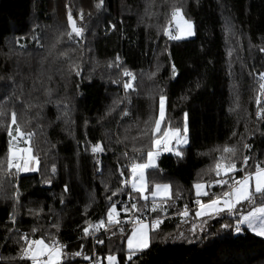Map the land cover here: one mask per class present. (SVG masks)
Returning a JSON list of instances; mask_svg holds the SVG:
<instances>
[{
  "label": "trees",
  "instance_id": "16d2710c",
  "mask_svg": "<svg viewBox=\"0 0 264 264\" xmlns=\"http://www.w3.org/2000/svg\"><path fill=\"white\" fill-rule=\"evenodd\" d=\"M172 2L104 0L98 10V0H0V108L6 112L0 123V264H31L19 259L24 234L66 245L62 264H94L96 257L108 264L110 254L118 264H264V238L245 226L240 234L221 229L235 224L227 214L196 217L193 187L218 179L214 165L225 146L236 148L238 168L245 155L250 157L247 172L264 167V119L256 115L264 108L258 78L264 72V52L259 51L264 47V0H180L196 28L195 36L181 40L163 34L170 27ZM69 10L84 28L82 39L67 35ZM109 22L117 31L108 30ZM117 54L121 68H109ZM74 64L80 76L70 71ZM124 68L136 76L135 91L129 90L127 97ZM46 88L52 90L50 97ZM161 93L167 97L162 127L182 129L187 113L190 142L178 147L182 155L161 154L156 167L145 171L150 188L171 183V197L144 200L129 186L130 165L144 162L151 150ZM13 111L22 131L33 133L29 144L38 157L36 171L7 168V125ZM97 141L105 150L94 156L91 144ZM245 143L252 145L250 150ZM29 144L21 141L19 146ZM244 173L237 172L236 178ZM49 178L50 186L45 183ZM65 184L69 192L62 204ZM226 190L227 185H213L203 198ZM113 191L117 195L109 201ZM133 203L138 210L132 213L141 220L156 218L150 211L153 203L167 211L160 213L164 222L159 235L151 234L150 247L128 261L125 239L132 226L123 223L121 210ZM112 204L119 211V225L107 223ZM185 205L186 222L178 215ZM251 207L242 202L237 210ZM101 220L107 231L85 237L82 229ZM57 223L58 229L53 227ZM33 228L38 230L32 233ZM96 238L104 243L97 244ZM77 251L80 256L72 255Z\"/></svg>",
  "mask_w": 264,
  "mask_h": 264
},
{
  "label": "snow or ice",
  "instance_id": "6c2138e0",
  "mask_svg": "<svg viewBox=\"0 0 264 264\" xmlns=\"http://www.w3.org/2000/svg\"><path fill=\"white\" fill-rule=\"evenodd\" d=\"M198 2V0H197ZM104 4V0H98V3L95 4V7L99 10ZM171 13L170 19H168L167 23L170 27L163 28V34L168 37L169 40H181L190 38L196 35L195 23L190 17H186V13L184 12V4L180 3V0H173L170 5ZM80 19L83 20V12L80 13ZM68 25L71 29L70 32L67 33L69 39L73 38V34L77 38H83L84 28L78 27L76 22L73 19V15L71 10H69L67 15ZM122 23V21H121ZM170 28L172 30H170ZM109 31H117V26L115 23L109 22L108 24ZM260 52H264V47L259 48ZM231 55V52L229 53ZM169 60L171 61V53H169ZM122 62L120 56L117 54L114 61L108 62L109 68H121ZM70 71L74 72L76 76H80L79 65L74 64L70 66ZM171 73L173 78H175L178 73L176 69L175 63H171ZM122 75L127 77L128 79L123 82V88L126 93V97L129 94V90L135 91L133 86V81L136 80L135 74L124 68L122 71ZM152 75H155L153 73ZM259 78V89L261 93H264V72H260L258 74ZM50 79V78H49ZM114 84L118 83V81H112ZM198 86V85H197ZM51 89H45V95L51 96ZM166 95L163 93L159 96V109L158 116L154 120V126L151 128V150L147 152V159L144 162H133L130 165V174L133 177L132 180V190L139 192L141 198L147 200L148 197L144 195L146 190V180H145V171L149 168L156 167V159L160 155V151H172V148L169 147L173 141L177 145H187L189 143V129L187 123V113H185V123L183 129L171 127L165 124L162 127V124L165 121V102ZM46 103H51V99L46 100ZM59 105V101H56ZM130 103V101H129ZM261 103L260 98L257 97V104ZM37 107H42V105L37 104L34 105ZM65 111H67V105H64ZM264 113V108H260L257 111L256 115L259 119H264L262 116ZM6 112L0 108V123L3 122V118L5 117ZM123 115L127 116L128 111L125 110ZM87 121H85V125H87ZM15 125V128L12 126ZM7 134L10 137L9 139V147H8V155H7V168L12 169L15 168L17 172H32L36 171L35 165L38 164V157L34 154L32 146L29 144L33 133H25L22 131L20 125L17 122V114L15 111L11 113V123L7 125ZM236 133H233L235 136ZM23 142L25 144H29L28 147H19V143ZM90 143V142H89ZM245 149H251L252 145L245 143ZM54 147V145H53ZM104 148L101 143L97 141L94 144H91V152L95 156L97 153H103ZM219 150V149H218ZM223 154L217 157L214 170L218 179L211 181L208 183L207 187L211 188L213 185H219L223 187L227 185L230 191H223L220 195H213L209 198L207 203L202 202L201 197L209 196V192L205 190L206 185L204 183H195V195L197 197L195 203L199 205L196 210V217H218L222 214H227L232 216L235 219V224H222L221 229H230L234 230V234H240L244 228L242 226L246 225L247 229L250 230L256 236L264 238V167L260 165L256 166V171L254 173H250L246 171V167L248 164V160L250 157L248 155L243 156V160L241 162L240 167H237L236 161L233 159L236 155V148L225 146L223 148ZM176 155H182V152L177 151ZM124 156H127V153H124ZM99 164V161H97ZM119 170V169H118ZM3 171L2 162H0V172ZM99 171V168H98ZM57 172L55 164L51 167V175H55ZM237 172H245V175L239 179L236 178ZM120 175L123 177L124 172L120 171ZM137 180L139 183H137ZM254 182V190H250V186ZM49 186L51 185V179H47L45 181ZM122 184H127L126 180L121 181ZM169 189L170 186L168 184H156L155 191L152 192L153 199L157 196L162 198H169ZM69 192V187L67 184L64 185L63 193L61 195V203H64V194ZM117 195V191L112 192V196L107 197L109 201L112 200L113 196ZM18 201V195H17ZM242 202H247L250 204L251 210L246 213L239 212L237 210V205H240ZM259 202V206L257 203ZM145 207H147L145 205ZM132 210H138L137 205L133 203L131 205ZM32 210H30L31 212ZM42 211V209L40 210ZM123 211L128 212L129 209L124 207ZM151 212L157 213L155 219H152L150 224L141 220L139 218L136 219L135 224L136 227L133 228L132 233L127 238V260L132 261L133 257L138 252H143V250L148 249L150 247L152 235H159L158 229L160 225L164 222L163 217L160 213L166 212L167 209L163 208L162 205L153 203ZM39 215V213H36ZM118 215L117 207L115 204H112L111 207L107 210V218L108 223L119 225V220L116 219ZM178 215L182 218V221H185V218L189 215V210L187 205L184 206L182 211L178 212ZM10 219L12 223H15L14 214H10ZM186 222V221H185ZM207 223V220H204L201 225V231H204L203 225ZM53 227L59 228V224H54ZM92 227L91 225L84 227L82 229L85 237L90 235L94 236V232L99 230L101 227H105L104 221L101 220L93 229V232L90 233L89 229ZM38 229L33 228L32 233H35ZM195 230V226L193 227V231ZM107 231V229H106ZM123 232V229H120ZM115 235V233H112ZM180 235H183L182 233ZM21 241H23V245L21 247L20 260L25 262L31 261V264H61L62 257L65 255L64 249L66 245L61 244L59 241L53 240L51 243H45L43 238L40 239H31L29 238V234H24L19 237ZM97 244H103L104 241L98 238L95 239ZM83 248V245L80 246ZM74 256H80L81 252L77 251L72 253ZM85 260L90 259V257L85 256ZM108 264H118L117 257L115 255L107 256ZM94 264H99L98 261L94 262Z\"/></svg>",
  "mask_w": 264,
  "mask_h": 264
},
{
  "label": "rangeland",
  "instance_id": "374dc122",
  "mask_svg": "<svg viewBox=\"0 0 264 264\" xmlns=\"http://www.w3.org/2000/svg\"><path fill=\"white\" fill-rule=\"evenodd\" d=\"M170 29H171V28H170ZM182 129H183V128H182ZM188 138H189V136H188ZM189 142H190V138H189ZM188 144H189V143H188ZM179 146H183V145H177V144L175 143V141H173V143H171V144L169 145V147L172 148V151H163V150H161V151H160V155H159L158 157H161V154H164V153H168V152H176ZM19 147H21V148H23V147H28V145H25V146H19ZM158 157H157V159H156V165H157V163H158ZM146 159H147V156H146ZM146 159H145V161H146ZM35 167H37V164L35 165ZM24 173H28V172H24ZM132 180H133V177H132L131 174H130V176H129V185H130V187H131V184H132ZM145 180H146V190H145V192H144V195L147 196L148 198L153 199L152 192L155 191V185H156V184H161V185H163V184H168V185L170 186V189H169V193H170L169 198L171 197V195H172V191H173V190H172V184H171V183H167V182H159V183H156L152 188H150L149 183H148V180H147V177H146V173H145ZM137 183H139L138 180H137ZM201 183H204V184L206 185L205 190L207 191V185H208V184L205 183V182H201ZM252 187H253V182H252V184H251V186H250V190H252ZM131 188H132V187H131ZM194 190H195V188H194ZM137 193L140 195L139 192H137ZM140 196H141V195H140ZM155 199H156V200H160V199H167V198H162V197L157 196ZM201 200H202V202H204V203H207V202H208V200H204L203 197H201ZM238 206H239V205H237V207H238ZM198 207H199V205H198ZM197 209H198V208H197ZM197 209H196V210H197ZM250 210H251V209H250ZM250 210L242 211V213H246L247 211H250ZM117 212H118V215L116 216V219L118 220V219H119V211H118V209H117ZM144 221L147 222V223H149V224H150V222H151V220H144ZM107 223H108V222H107ZM244 226L246 227V225H244ZM134 227H136V225L132 226L131 229L129 230V232L127 233V235H126V239H125V245H126V248H127V238H128V236L131 235L132 230H133ZM150 235H151V233H150ZM45 243H49V242H47V241L45 240ZM127 250H128V248H127ZM64 252H65V255L62 257L61 264L63 263V260L65 259L66 255H67V251H65V249H64ZM115 256H116V255H115ZM116 257H117V256H116ZM107 262H108V261H107Z\"/></svg>",
  "mask_w": 264,
  "mask_h": 264
},
{
  "label": "built area",
  "instance_id": "2783aa9c",
  "mask_svg": "<svg viewBox=\"0 0 264 264\" xmlns=\"http://www.w3.org/2000/svg\"><path fill=\"white\" fill-rule=\"evenodd\" d=\"M245 175V173L242 175V176H240L239 178H241V177H243ZM238 178V179H239ZM128 182H129V180H128ZM130 186V185H129ZM131 188V187H130ZM132 189V188H131ZM230 191V190H229ZM124 207H127L128 209H129V211L128 212H125V211H123V209H124ZM122 212H123V214H124V218H123V223L125 224V225H128V226H134V225H136L135 224V221H136V219L137 218H139V219H141L140 217H138V216H134L133 215V213H132V209H131V205L130 204H125L123 207H122V210H121ZM98 224V222H95V223H93L92 224V232H93V229L95 228V226ZM109 227L108 226H105V227H103V228H99V230H97V231H95L94 232V236L93 235H90V237L92 238V239H94L95 237H96V235H98V234H100L102 231H105L106 229H108ZM91 232V233H92ZM62 244V243H61ZM64 245V244H63ZM96 261H98L99 262V264L101 263V260L100 259H98L97 257L94 259V262H96Z\"/></svg>",
  "mask_w": 264,
  "mask_h": 264
},
{
  "label": "crops",
  "instance_id": "0c3cea01",
  "mask_svg": "<svg viewBox=\"0 0 264 264\" xmlns=\"http://www.w3.org/2000/svg\"><path fill=\"white\" fill-rule=\"evenodd\" d=\"M252 190H254V182H253V187H252ZM207 191H209V188L207 187Z\"/></svg>",
  "mask_w": 264,
  "mask_h": 264
},
{
  "label": "water",
  "instance_id": "95a60500",
  "mask_svg": "<svg viewBox=\"0 0 264 264\" xmlns=\"http://www.w3.org/2000/svg\"><path fill=\"white\" fill-rule=\"evenodd\" d=\"M171 30V29H170Z\"/></svg>",
  "mask_w": 264,
  "mask_h": 264
}]
</instances>
